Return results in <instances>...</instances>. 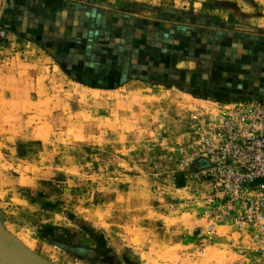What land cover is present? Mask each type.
I'll use <instances>...</instances> for the list:
<instances>
[{
  "label": "rangeland",
  "instance_id": "rangeland-1",
  "mask_svg": "<svg viewBox=\"0 0 264 264\" xmlns=\"http://www.w3.org/2000/svg\"><path fill=\"white\" fill-rule=\"evenodd\" d=\"M189 1L204 5L189 8ZM247 1L245 20H230L264 39V0ZM228 4L173 6L222 18L217 9ZM0 29L7 36L0 40V235L46 264H225L236 235L208 232L201 185L189 170L193 112L222 97L203 103L141 83L86 87L9 25L0 22ZM195 89L189 91L209 97ZM75 247L97 252L101 263L84 260Z\"/></svg>",
  "mask_w": 264,
  "mask_h": 264
},
{
  "label": "crops",
  "instance_id": "crops-1",
  "mask_svg": "<svg viewBox=\"0 0 264 264\" xmlns=\"http://www.w3.org/2000/svg\"><path fill=\"white\" fill-rule=\"evenodd\" d=\"M99 1L3 0L0 22L37 44L86 87L114 91L141 83L177 89L203 103H212L208 100L216 95L220 103L264 100V39L230 20V14L245 20L241 11L247 0H223L229 4L217 9L222 18L178 10L177 0H125L136 4L122 8L118 0ZM222 56L225 64L215 68ZM221 71L230 73L221 76ZM195 86V93L209 97L189 91ZM0 264L46 263L0 235Z\"/></svg>",
  "mask_w": 264,
  "mask_h": 264
},
{
  "label": "built area",
  "instance_id": "built-area-1",
  "mask_svg": "<svg viewBox=\"0 0 264 264\" xmlns=\"http://www.w3.org/2000/svg\"><path fill=\"white\" fill-rule=\"evenodd\" d=\"M213 104L191 119L189 170L201 185L200 212L210 234L236 235L225 264H264V100Z\"/></svg>",
  "mask_w": 264,
  "mask_h": 264
},
{
  "label": "flooded vegetation",
  "instance_id": "flooded-vegetation-1",
  "mask_svg": "<svg viewBox=\"0 0 264 264\" xmlns=\"http://www.w3.org/2000/svg\"><path fill=\"white\" fill-rule=\"evenodd\" d=\"M75 254H78L81 258L88 262L97 263L100 262L97 252L90 250L89 248L85 247H75L73 249ZM101 263V262H100Z\"/></svg>",
  "mask_w": 264,
  "mask_h": 264
},
{
  "label": "water",
  "instance_id": "water-1",
  "mask_svg": "<svg viewBox=\"0 0 264 264\" xmlns=\"http://www.w3.org/2000/svg\"><path fill=\"white\" fill-rule=\"evenodd\" d=\"M2 4H3V0H0V10H1Z\"/></svg>",
  "mask_w": 264,
  "mask_h": 264
}]
</instances>
